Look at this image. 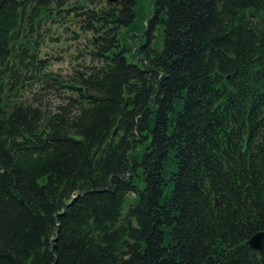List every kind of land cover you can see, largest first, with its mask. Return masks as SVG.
Masks as SVG:
<instances>
[{
  "label": "trees",
  "instance_id": "16d2710c",
  "mask_svg": "<svg viewBox=\"0 0 264 264\" xmlns=\"http://www.w3.org/2000/svg\"><path fill=\"white\" fill-rule=\"evenodd\" d=\"M137 7L0 0V264H264V0Z\"/></svg>",
  "mask_w": 264,
  "mask_h": 264
},
{
  "label": "rangeland",
  "instance_id": "374dc122",
  "mask_svg": "<svg viewBox=\"0 0 264 264\" xmlns=\"http://www.w3.org/2000/svg\"><path fill=\"white\" fill-rule=\"evenodd\" d=\"M136 1L138 5L136 9L137 12L136 20L132 25V27L129 29V31L124 34V36H127L128 41H132L133 36L139 37V35L144 30V26L147 23L150 13L152 12V0H136ZM77 24L75 23L69 24L68 26L70 27V29H66V30L64 27H60L57 30V34H56V36L59 37L58 41L55 38L47 40L46 52L57 57L62 54V57H60L59 59H56L57 57H55L52 60L51 67L57 71L63 73H71L74 69H76V66L74 65L75 62L72 59L71 53L75 52L74 50L77 49L76 48L77 45H79V47H82L83 43L80 44L75 43V41L72 39L74 34L71 33L70 30H75L77 32H80L79 23ZM80 34H82L81 40H84L85 35L81 32ZM68 45H70L69 48L67 47ZM62 47H64V50H62ZM128 204L129 203H127L126 206H128Z\"/></svg>",
  "mask_w": 264,
  "mask_h": 264
},
{
  "label": "water",
  "instance_id": "95a60500",
  "mask_svg": "<svg viewBox=\"0 0 264 264\" xmlns=\"http://www.w3.org/2000/svg\"><path fill=\"white\" fill-rule=\"evenodd\" d=\"M248 245L251 250L259 255L264 253V230L255 233L249 240Z\"/></svg>",
  "mask_w": 264,
  "mask_h": 264
}]
</instances>
